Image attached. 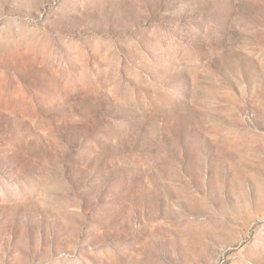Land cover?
Instances as JSON below:
<instances>
[{"label": "rangeland", "instance_id": "rangeland-1", "mask_svg": "<svg viewBox=\"0 0 264 264\" xmlns=\"http://www.w3.org/2000/svg\"><path fill=\"white\" fill-rule=\"evenodd\" d=\"M0 264H264V0H0Z\"/></svg>", "mask_w": 264, "mask_h": 264}]
</instances>
